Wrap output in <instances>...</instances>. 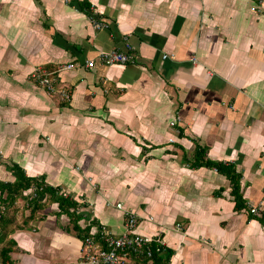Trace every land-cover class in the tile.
Masks as SVG:
<instances>
[{
	"label": "crops",
	"instance_id": "crops-1",
	"mask_svg": "<svg viewBox=\"0 0 264 264\" xmlns=\"http://www.w3.org/2000/svg\"><path fill=\"white\" fill-rule=\"evenodd\" d=\"M259 5L0 0V181L15 180L13 165L44 177L79 203L80 225L95 235L122 234L133 211L139 233L161 234L165 264H264ZM113 50L132 60H98ZM39 68L57 75L70 100L37 82ZM206 160L238 172L242 207L231 177ZM58 210L53 202L9 234L13 264H85L83 239ZM136 255L124 264L152 263Z\"/></svg>",
	"mask_w": 264,
	"mask_h": 264
},
{
	"label": "trees",
	"instance_id": "trees-1",
	"mask_svg": "<svg viewBox=\"0 0 264 264\" xmlns=\"http://www.w3.org/2000/svg\"><path fill=\"white\" fill-rule=\"evenodd\" d=\"M199 151L195 158H204L203 151ZM201 164L221 170L231 177L233 194L238 206L242 207L244 203L238 172L235 169L225 171L226 166L230 164L223 162L214 163L206 160ZM201 164H195V166ZM10 169L15 176V180L13 182L0 181V206H5L3 212L0 209V261L2 264H13L10 253L15 242L8 238L9 234L16 229L27 228L33 222L42 218L46 207L53 202L58 203L59 214H66L70 218L72 228L67 225L65 226L66 230H74L77 236L82 239H85L90 234V225L85 227L80 225V220L83 219L84 215L78 212L79 203L74 198L70 195H63L59 188L50 186L42 176L27 175L25 170L19 165H13ZM32 190H35V196H32ZM98 235L101 237L100 232ZM163 248L160 251H156L155 247H153L154 254L152 257H148L146 254H138L136 256L137 258H143L142 260L145 261L151 260V264H165Z\"/></svg>",
	"mask_w": 264,
	"mask_h": 264
},
{
	"label": "built area",
	"instance_id": "built-area-1",
	"mask_svg": "<svg viewBox=\"0 0 264 264\" xmlns=\"http://www.w3.org/2000/svg\"><path fill=\"white\" fill-rule=\"evenodd\" d=\"M259 6H264V0H257ZM258 7V6H257ZM259 9V8H258ZM264 9V8H263ZM97 28L108 27L105 22L95 21ZM167 58V54L164 55ZM98 60L105 65H112L116 63H126L132 60V55L122 51L113 50L111 52L100 53ZM96 60H89L86 66L91 68L94 66ZM75 66L74 63L63 65L59 69H71ZM37 82L49 93H56L64 101L71 98V93L66 88L58 87V77L45 69H37L33 74ZM176 121H171V125H176ZM63 195L68 194L61 191ZM35 190H32V196H35ZM0 208L3 212L5 206ZM116 207L123 209L122 203H118ZM254 214L258 213L257 208H252ZM152 219V217H150ZM140 222V217L131 210L125 211V226L126 230L118 236H114L108 231H100V236L90 233L83 239V261L85 264H124L125 258L131 253L146 254L152 257L153 247L156 251H160L164 247V241L161 234L146 235L139 233L136 228ZM0 264L1 261H0Z\"/></svg>",
	"mask_w": 264,
	"mask_h": 264
},
{
	"label": "rangeland",
	"instance_id": "rangeland-1",
	"mask_svg": "<svg viewBox=\"0 0 264 264\" xmlns=\"http://www.w3.org/2000/svg\"><path fill=\"white\" fill-rule=\"evenodd\" d=\"M96 187H97V186H96ZM2 206H3V205H2ZM0 208H3V207L0 206ZM4 209H5V208H4ZM258 213H259V209H258ZM83 218L85 219V217H83ZM76 235H77V234H76ZM79 238H80V237H79Z\"/></svg>",
	"mask_w": 264,
	"mask_h": 264
}]
</instances>
